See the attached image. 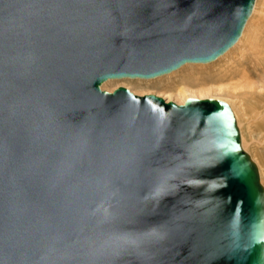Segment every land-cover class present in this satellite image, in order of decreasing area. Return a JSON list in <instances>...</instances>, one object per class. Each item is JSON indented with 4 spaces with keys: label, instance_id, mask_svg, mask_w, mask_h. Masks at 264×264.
I'll return each mask as SVG.
<instances>
[{
    "label": "water",
    "instance_id": "1",
    "mask_svg": "<svg viewBox=\"0 0 264 264\" xmlns=\"http://www.w3.org/2000/svg\"><path fill=\"white\" fill-rule=\"evenodd\" d=\"M255 0H0V264H264L230 105L109 78L207 63Z\"/></svg>",
    "mask_w": 264,
    "mask_h": 264
},
{
    "label": "rangeland",
    "instance_id": "2",
    "mask_svg": "<svg viewBox=\"0 0 264 264\" xmlns=\"http://www.w3.org/2000/svg\"><path fill=\"white\" fill-rule=\"evenodd\" d=\"M256 63H262V65L264 64V0H255L253 11L249 16L238 41L227 52L219 56L217 59L207 63H186L169 73L154 78H138L143 81H148L143 85H139L136 81L127 80L128 78L124 77V79H107L101 84V86L109 80H111V82L104 88H101L112 91L118 86H125L135 94L142 95L153 93L163 98L166 96V100L171 99L172 101H177L179 103H183V101L188 97L217 98L224 100L230 105L227 100L232 102L238 100L235 98V96L238 92H240V90H238V88H236L237 90L233 89L235 87H240L241 84H237L239 83L237 80H231L232 82L230 80H223L214 83L212 82V77L218 73L225 74L226 72H234L239 64L251 66ZM261 74L264 76V72H261ZM254 81L251 82L252 85L257 87L258 91L262 92V86L260 82H258V80ZM183 84L188 85L190 89V93L187 96L179 93V85ZM213 85H222L224 89H230L226 92H222L212 87ZM170 93L171 96L168 95ZM238 128L241 136V129L239 126ZM244 149L250 154L251 157H255L252 150V143L251 145L248 144Z\"/></svg>",
    "mask_w": 264,
    "mask_h": 264
},
{
    "label": "bare ground",
    "instance_id": "3",
    "mask_svg": "<svg viewBox=\"0 0 264 264\" xmlns=\"http://www.w3.org/2000/svg\"><path fill=\"white\" fill-rule=\"evenodd\" d=\"M261 72H264V64L262 65V63L261 64L256 63L251 66L239 64L237 69L234 70V72H230V73L226 72L225 74L218 73L214 75L212 77L213 79L212 82L217 83L223 80L225 81L237 80V82H239L237 84H241L240 87H235L233 89V90H237L236 88H238V90H240V92H238L237 95L235 96V98L238 100L233 102L227 99L226 100L230 103L232 107L231 109H233L232 111H234L233 113L236 117L235 119H237L236 122L241 129L240 137L242 140L243 147L245 148L248 144L251 145L252 143V150L254 152L255 157L252 156L251 158L254 159L253 161L257 165L260 181L264 187V76L261 74ZM124 78H128L127 80L130 81H136L139 85H143L145 82H148L140 79H149V78L138 79L139 77H135L137 79H130L132 77H124ZM254 80H258V82H260L262 86V92L258 91L257 87L252 85L251 82ZM110 82L111 80L107 81L102 86L101 83L100 88L101 87L104 88ZM212 87L222 92H226L227 90L230 89L227 88L226 90L222 87V85H213ZM179 88H180L178 89L179 93H181L184 96H187L190 93L189 91L190 89L186 84L179 85ZM168 95L171 96V93ZM166 98L167 97L164 96L165 100ZM169 100L171 99H168L167 101Z\"/></svg>",
    "mask_w": 264,
    "mask_h": 264
}]
</instances>
